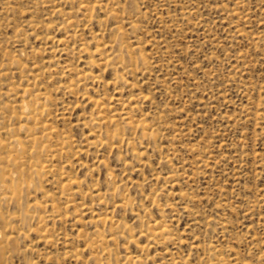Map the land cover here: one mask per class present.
<instances>
[{"label":"rangeland","instance_id":"374dc122","mask_svg":"<svg viewBox=\"0 0 264 264\" xmlns=\"http://www.w3.org/2000/svg\"><path fill=\"white\" fill-rule=\"evenodd\" d=\"M263 32L264 0H0V264H264Z\"/></svg>","mask_w":264,"mask_h":264},{"label":"bare ground","instance_id":"6f19581e","mask_svg":"<svg viewBox=\"0 0 264 264\" xmlns=\"http://www.w3.org/2000/svg\"><path fill=\"white\" fill-rule=\"evenodd\" d=\"M85 7V6H84ZM32 24V23H31ZM264 33V32H263ZM117 55V54H116ZM122 56V55H121ZM118 58V57H117ZM125 59V58H124ZM107 60V59H106ZM119 60V59H118ZM128 60V59H127ZM112 64V63H111ZM113 65V64H112ZM24 72V71H23ZM21 73V72H20ZM117 77V76H116ZM28 87V86H27ZM12 88V87H11ZM23 89V88H22ZM28 89V88H27ZM26 88H24L23 90H20V102H19V105H18V110H19V113H18V110H17V113L19 114V116H20V118L22 119H24L25 121V123L27 122V120H28V122H29V120H33L34 119V117H33V115H35L36 116V118H37V115L40 113V112H42V111H38V110H42L43 109V107L44 106H42L41 105V101L42 100H44V102H45V99H47L48 97V95L47 96H45L46 95V93H44L45 95H43L42 94V96H40V94L41 93H39V95L37 94V96H36V94L34 95V99H31V98H29V97H27L25 100H27V99H31L32 100V102H30L29 103V101L27 100V102H25L24 101V99H23V95L25 94V95H28L27 94V90ZM32 91V90H31ZM30 91V92H31ZM8 93V92H7ZM34 93V92H33ZM33 93H32V95H29V96H31L32 98H33ZM38 93V92H37ZM30 94V93H29ZM49 99V98H48ZM30 100V101H31ZM43 103V102H42ZM45 104V103H44ZM130 105V104H129ZM17 107V106H16ZM46 107V106H45ZM46 109V108H45ZM3 110V109H2ZM39 112V113H37V115H36V112ZM48 111V110H47ZM43 113V112H42ZM39 116H41V114L39 115ZM39 116H38V118H39ZM18 117V116H17ZM18 119H19V117H18ZM22 119V120H23ZM39 120V119H38ZM34 121H36L35 119H34ZM27 122V123H28ZM39 122V121H38ZM41 122V121H40ZM21 123V122H20ZM19 124V123H18ZM31 124H32V122H31ZM36 124H37V122H36ZM41 124V123H40ZM39 124V125H40ZM129 124H131V123H129ZM27 125H29V124H27ZM27 125H19V127H16V129L17 128H19V129H24L25 130V132H27V130H28V128H26V126ZM41 125H43V124H41ZM8 126H10V125H8ZM13 126V125H12ZM33 126V125H32ZM141 127V126H140ZM30 129L32 128V127H29ZM39 128V127H38ZM14 129H15V127H14ZM13 129V130H14ZM34 129H35V126H34ZM40 129V128H39ZM47 129V128H46ZM45 129V130H46ZM50 129V128H49ZM141 129V128H140ZM23 130V131H24ZM36 130V129H35ZM44 130V131H45ZM9 131V130H8ZM21 130H19L18 132H20ZM29 132L31 131V130H28ZM37 131H38V129H37ZM36 131V132H37ZM40 131H42V129L40 130ZM39 131V132H40ZM47 131V130H46ZM24 132V133H25ZM34 132V131H33ZM112 133H113V131H111ZM42 134H43V132H41ZM45 134H44V136H45V138H46V132H44ZM48 134V133H47ZM51 134V133H50ZM49 134V135H50ZM143 135H145V133H142ZM27 135H29V134H27ZM48 135V136H49ZM47 136V137H48ZM12 137V136H11ZM14 137V136H13ZM12 137V138H13ZM14 138H16V137H14ZM18 138V137H17ZM28 138V137H27ZM31 138V137H30ZM37 138V137H36ZM40 138V137H39ZM18 139H21V138H18ZM18 139H12V143H11V139H10V141H8V144H9V142L11 143V145L10 146H13V150L15 151V152H22V150H24L23 149V147H25V145L22 147V145H23V143L21 144V142L20 141H22V140H18ZM33 139H34V137H33ZM43 139V138H42ZM31 140V139H30ZM29 139H28V141H30ZM37 140H38V138H37ZM35 142V141H34ZM34 142H33V145H34ZM40 142V141H39ZM39 142H38V144H39ZM4 143V142H3ZM3 143H2V141H0V147H3ZM25 143V142H24ZM36 144V143H35ZM35 146H37V145H35ZM6 147V146H5ZM39 147V146H38ZM38 147H36L37 149H38ZM30 149H31V147H30ZM30 149H29V152H30ZM35 149V148H34ZM11 151V149H10V151L11 152H14V151ZM32 150H33V146H32ZM10 151H9V153H10ZM26 151H27V149H26ZM25 152V151H24ZM37 152H38V150H37ZM36 152V153H37ZM19 153V154H20ZM16 154V153H15ZM18 154V155H19ZM44 154V153H43ZM9 157H10V155H9ZM14 159H16L17 160V158H14ZM39 161V160H38ZM37 162V161H36ZM35 161H34V163L32 162V164H34L35 165V163H36ZM40 162V161H39ZM9 163H11V167H12V169H14L13 168V166L14 167H16V165H13L14 163L12 162V160H10V159H8V158H6V157H1L0 158V193H1V195H3V198L5 197L4 196V194L7 192V193H10V195L12 196V195H15L16 194V192H17V190H18V188H19V186L18 185H10L9 187L8 186H6V184H5V182H6V180H8L9 181V183H12L13 182V175L15 174V172L13 173V171H16V170H11V167H9L8 166V164ZM13 163V164H12ZM23 163V162H22ZM42 163V162H41ZM30 164V163H29ZM28 164V165H29ZM40 164V163H39ZM43 164H41L40 166H42ZM8 166V167H7ZM33 166V165H32ZM39 166V165H38ZM37 166V167H38ZM19 167H20V169H22L21 168V165L19 164ZM36 167V165H35V168H37ZM48 167V166H47ZM8 168H10L9 170H8ZM29 168V167H28ZM32 168V167H31ZM40 168V167H39ZM38 168V169H39ZM43 168V167H42ZM44 168H45V165H44ZM48 169H49V167H48ZM33 170H35V169H33ZM42 170V169H41ZM47 170V169H46ZM49 170H51V169H49ZM22 171V173H23V170H21ZM21 171H19V173H16V175L18 174V176H19V174H20V172ZM39 171V170H38ZM45 171V170H44ZM48 171V170H47ZM18 172V171H17ZM34 173V172H33ZM36 173V172H35ZM39 173V172H38ZM13 174V175H12ZM30 174H32V173H30ZM37 174V173H36ZM18 176H15V177H17V178H19ZM23 175H21V177H22ZM37 176V175H36ZM5 179V182L3 181ZM15 180H16V178H15ZM20 181H22V180H19V182ZM28 182V181H27ZM26 182V183H27ZM30 182V181H29ZM17 183V182H16ZM15 183V184H16ZM20 183H25L24 181L23 182H20ZM28 184V183H27ZM27 184H25V187H26V185ZM21 186V185H20ZM30 186V185H29ZM26 189H27V187H26ZM8 190V191H7ZM6 193V194H7ZM117 193V192H116ZM27 194V193H26ZM6 198H7V195H6ZM251 207V206H250ZM26 211V210H25ZM1 221H3L2 220V216H1V219H0ZM26 222V221H25ZM102 222V221H101ZM2 223V222H1ZM1 228H3L2 227V225L0 226ZM7 227V226H6ZM5 227V228H6ZM1 230V229H0ZM2 231V230H1ZM1 231H0V233H1ZM154 232V231H153ZM160 231H158V233H159ZM163 232V230H161V232L160 233H162ZM2 233L4 234V232L2 231ZM156 234H157V232H155ZM1 235V234H0ZM153 235V234H152ZM155 235V234H154ZM158 235V234H157ZM160 236H161V234H160ZM163 236H164V234H163ZM6 237V236H5ZM99 237V236H98ZM6 239H8V237L6 238ZM163 240V239H162ZM3 250V249H2ZM145 250V249H144ZM215 259V258H214ZM205 261V260H204ZM219 261V260H218ZM206 262V261H205Z\"/></svg>","mask_w":264,"mask_h":264}]
</instances>
